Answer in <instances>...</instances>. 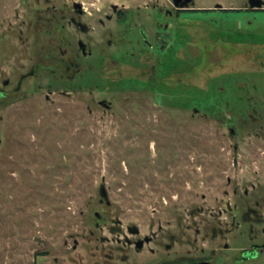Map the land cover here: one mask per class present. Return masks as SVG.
Returning <instances> with one entry per match:
<instances>
[{
	"label": "rangeland",
	"instance_id": "1",
	"mask_svg": "<svg viewBox=\"0 0 264 264\" xmlns=\"http://www.w3.org/2000/svg\"><path fill=\"white\" fill-rule=\"evenodd\" d=\"M249 7L0 0V264H264L262 226L222 213L264 197V10Z\"/></svg>",
	"mask_w": 264,
	"mask_h": 264
},
{
	"label": "flooded vegetation",
	"instance_id": "2",
	"mask_svg": "<svg viewBox=\"0 0 264 264\" xmlns=\"http://www.w3.org/2000/svg\"><path fill=\"white\" fill-rule=\"evenodd\" d=\"M184 1V0H183ZM182 1V3H183ZM193 2V1H192ZM192 2L190 4H192ZM216 10H222V8H216ZM263 8H250L248 9V11H263ZM169 16H172L173 14L171 12L168 13ZM73 24H76L77 27L81 30V32L83 33H87L88 32V28L87 26L81 24V23H77L76 20H72ZM110 43V42H109ZM79 47L82 49V53L83 55L86 54V46L83 42H79ZM100 104L104 107H108L111 108V104L109 102H107L106 100L100 102ZM234 196L238 195V191L234 190ZM254 206H249L246 207L245 210H240L238 208V206L236 205L234 208L231 207V204L229 203L227 205V209L222 211L223 214H228L229 219L231 218V225L233 226V228L235 227H239L243 222H247L249 225L251 226H256L257 224H260L262 226V234H258L255 230L253 231V233L255 234V238H259L261 240H264V197L261 199H255L254 201ZM262 206V207H261ZM227 230V229H226ZM230 230L225 231L224 228L220 227L219 228V235L217 234V230L214 229L213 230V236H220V237H226V232L229 233ZM152 241L149 238H146L145 241H143L142 246L139 248V243H136V248L138 251H142L144 249V245L145 244H150ZM171 250V245L167 244L165 245V251L169 252ZM264 250V245L261 247H258V249L256 250V252H262ZM122 260H127V256L123 257ZM201 262H211L212 264H214V262L205 259V258H194L192 255H177V256H162L161 260L158 262V264H195V263H201Z\"/></svg>",
	"mask_w": 264,
	"mask_h": 264
},
{
	"label": "water",
	"instance_id": "3",
	"mask_svg": "<svg viewBox=\"0 0 264 264\" xmlns=\"http://www.w3.org/2000/svg\"><path fill=\"white\" fill-rule=\"evenodd\" d=\"M183 0H174V4L176 7H185V6H188L193 0H184L183 3H182ZM249 6L250 8L254 9V8H263L264 7V1L263 0H249ZM220 6H218L219 8ZM5 84H8L7 82ZM108 108V107H106ZM231 133L233 134L234 133V130H231ZM2 142V139L0 137V144ZM100 195L101 197L103 198V200L106 201V203L109 205L110 204V201H109V197H108V194H107V191L105 189L104 186L101 187L100 189ZM96 216L98 218H100V214H96ZM143 242L141 241L139 243V248L142 246ZM195 264H212L211 262H201V263H195Z\"/></svg>",
	"mask_w": 264,
	"mask_h": 264
}]
</instances>
